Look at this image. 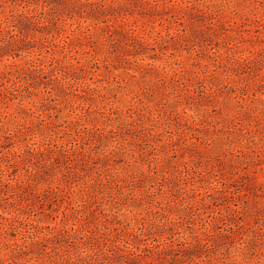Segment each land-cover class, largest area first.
Listing matches in <instances>:
<instances>
[{
    "label": "rangeland",
    "instance_id": "374dc122",
    "mask_svg": "<svg viewBox=\"0 0 264 264\" xmlns=\"http://www.w3.org/2000/svg\"><path fill=\"white\" fill-rule=\"evenodd\" d=\"M0 264H264V0H0Z\"/></svg>",
    "mask_w": 264,
    "mask_h": 264
}]
</instances>
